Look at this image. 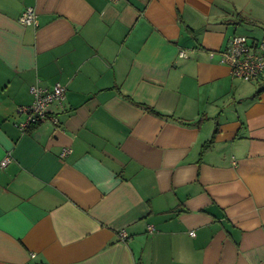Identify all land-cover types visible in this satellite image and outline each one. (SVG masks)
I'll use <instances>...</instances> for the list:
<instances>
[{"label": "crops", "instance_id": "1", "mask_svg": "<svg viewBox=\"0 0 264 264\" xmlns=\"http://www.w3.org/2000/svg\"><path fill=\"white\" fill-rule=\"evenodd\" d=\"M244 26L264 0H0V264H264V75L219 55ZM35 84L63 110L21 130Z\"/></svg>", "mask_w": 264, "mask_h": 264}, {"label": "built area", "instance_id": "2", "mask_svg": "<svg viewBox=\"0 0 264 264\" xmlns=\"http://www.w3.org/2000/svg\"><path fill=\"white\" fill-rule=\"evenodd\" d=\"M19 22L25 26H38L37 13L34 8H25L19 17ZM182 56L183 53H181ZM220 62L226 64L233 78L254 82L264 75V39H251L245 35H232L225 48L219 52ZM33 97L32 104L20 107L18 111L26 114L25 122L19 125L21 130H28L46 120L58 125L57 110H63L66 87L56 84L52 89H45L35 84L29 88ZM68 150H64L63 155ZM10 162V155L6 154L0 166L5 167ZM120 237L125 239L127 234L122 231Z\"/></svg>", "mask_w": 264, "mask_h": 264}, {"label": "rangeland", "instance_id": "3", "mask_svg": "<svg viewBox=\"0 0 264 264\" xmlns=\"http://www.w3.org/2000/svg\"><path fill=\"white\" fill-rule=\"evenodd\" d=\"M244 27H245V29L241 30V32H240L241 35H245L251 39H254V37H258V40H262L260 38L264 36L263 35L264 28L258 29V28H247L246 26H244ZM260 27H261V25H260ZM246 84L250 85V83H246Z\"/></svg>", "mask_w": 264, "mask_h": 264}, {"label": "trees", "instance_id": "4", "mask_svg": "<svg viewBox=\"0 0 264 264\" xmlns=\"http://www.w3.org/2000/svg\"><path fill=\"white\" fill-rule=\"evenodd\" d=\"M38 125H39V124H38ZM35 126H37V125H34V126L30 127L28 130H30L31 128H33V127H35ZM210 143H212V139L209 140V142L207 143V146H206V147H208ZM206 147H205V148H206Z\"/></svg>", "mask_w": 264, "mask_h": 264}]
</instances>
